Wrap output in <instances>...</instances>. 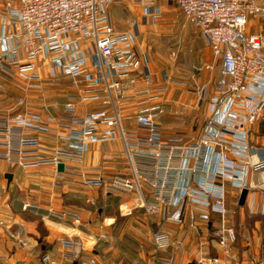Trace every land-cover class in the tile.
Returning a JSON list of instances; mask_svg holds the SVG:
<instances>
[{"label":"built area","instance_id":"1","mask_svg":"<svg viewBox=\"0 0 264 264\" xmlns=\"http://www.w3.org/2000/svg\"><path fill=\"white\" fill-rule=\"evenodd\" d=\"M158 1L4 0L0 5V76L16 84L23 93L40 90L36 64L39 58L46 61L52 77L70 78L78 94L90 90L93 100L112 108L110 115L99 109L76 117L74 104L65 102L64 116L60 117L68 121L64 132L53 118L43 122L29 109L0 120L4 160L10 162L15 157L19 167L47 163L54 169L61 163L63 170L54 172L52 188L61 186L65 173L83 186L95 187L101 184L99 176L89 177L82 169H66L64 164H80L88 147L110 141L115 128L123 145L128 175L112 179L109 188L134 192L135 207L147 216L161 217L158 228L150 235L155 253L171 245L165 223L180 224L186 207L190 208L187 218L192 227L195 220L207 223L211 214L219 215L223 221L225 184L239 192L264 185V162L247 145L248 131L264 110V37L245 33L248 17L264 19V3L161 0L175 6L192 32L205 39L217 60L218 77L207 100V115L197 137L187 142L179 137L161 139L156 123L161 109L157 105L135 110L134 123L139 131L128 133L121 129L113 106L120 85L117 81L109 82L107 76L134 73L142 68L140 83L144 92H149L153 75L147 69L145 56L134 49V21L127 20L124 26L112 23L110 8L132 2L154 22L162 12ZM175 54L169 49L172 59ZM2 87L0 82V90ZM97 88L100 93L95 91ZM197 92L202 98L204 89ZM16 104L21 107L22 101ZM99 125L105 128L99 131ZM35 132L47 135L53 142L65 143L66 148L42 154ZM0 208L4 209L0 212V234L5 230L12 246L25 248L23 225L14 220L9 214L10 205L1 199ZM28 208L30 204L25 199L20 210ZM248 212L264 215V196L260 202L251 199ZM123 213L128 214V210ZM45 217L69 219L73 226L66 237L57 240L63 261L97 264L95 256L79 241L81 222L76 212L67 209L56 212L48 207ZM214 234L221 253L228 256L233 231L221 224ZM88 236L91 241L105 239L102 233ZM206 263L231 264L216 257ZM41 264L53 262L43 257Z\"/></svg>","mask_w":264,"mask_h":264},{"label":"crops","instance_id":"2","mask_svg":"<svg viewBox=\"0 0 264 264\" xmlns=\"http://www.w3.org/2000/svg\"><path fill=\"white\" fill-rule=\"evenodd\" d=\"M255 1L264 3V0ZM158 4L162 9L160 19L166 15V19H170L173 12L183 20L181 13L173 4L161 0ZM116 7L120 9L121 14L115 18L113 12ZM110 18L112 23L122 26L127 20L134 21L133 31L136 37L134 49L137 54L145 56L142 45L149 36L146 27L152 26L159 19L151 22L142 14L141 7L132 2L112 6ZM245 33L264 37V19L248 17ZM195 37L196 39L192 41L194 48L201 53L204 70L209 69L207 66H211V69L212 66H216L215 74L203 71L197 79H191V82L179 84L180 86H170L166 82L163 85V81L157 78L156 68L145 56L147 69L153 75L149 92H144L140 83L142 68L134 73L107 76L109 82L117 81L120 85V97L117 98L118 93L115 95L113 106L124 132L139 131L134 123L136 109L157 105L161 113L157 116L156 123L160 128L162 140L179 137L187 142L197 137L207 115V100L214 91L218 64L207 48L205 39L200 35ZM36 64L42 87L40 90L28 91L26 98L30 99L29 105L35 108L29 111L38 114L43 122L53 118L59 122L64 132L68 121L60 117L64 116L62 106L67 101L74 104L73 113L76 117L99 109H105L108 115L112 114L111 106L103 107L99 101L93 100L90 90L78 94L70 78L52 77L46 61L37 58ZM197 89H204L202 98ZM10 91L8 94L0 95V120L16 114L13 113L12 100L18 93L15 90ZM95 91L100 93V88ZM100 96L102 97V94ZM104 128L103 125L98 126L99 131ZM34 136L38 139L42 154H47L55 148L60 150L66 148L65 143L53 142L43 133L35 132ZM250 141L248 131L249 148L256 154L262 147L264 148V135H255L256 143L253 145L257 147H252ZM3 152L0 146L2 201L10 205L9 214L14 220L23 225L27 246L21 249L12 246L7 232L3 230L0 234V264L21 262L41 264L43 257H47L53 264H71L61 259L62 248L57 240L66 237L73 226L69 219L45 217L48 207H52L56 212L67 209L78 214L81 222V226L78 227L79 241L95 256L97 264H207V259L215 257L231 264H264V226L261 220L251 219L264 215L248 212L251 199L258 202L263 199L264 185L252 191L239 192L225 184L223 221L219 215L211 214L207 223L195 220L192 227L187 218L190 208L186 207L180 224L165 223L171 245L155 253L150 235L158 228L161 217L147 216L141 208L135 207L134 192L124 193L109 188L112 179L128 175L123 145L115 128L110 141L104 144H91L88 147L80 164L70 162L64 164L66 169L73 167L82 169L89 177L99 176L101 184L91 188L81 185L69 173L63 174L59 188H52L55 169L50 164L19 167L15 164V157H12L10 162L5 161ZM257 156L264 162V156L259 153ZM5 174H10L9 182L4 178ZM241 192H244L242 198ZM25 199L29 202L30 208L21 211L20 205ZM95 202L98 206H95ZM124 209L128 210V214L123 213ZM0 212H4V209L0 208ZM221 224L231 229L234 234L228 256L221 253L214 234ZM88 233L94 235L102 233L105 239L91 241ZM165 260H169L168 263H164Z\"/></svg>","mask_w":264,"mask_h":264},{"label":"rangeland","instance_id":"3","mask_svg":"<svg viewBox=\"0 0 264 264\" xmlns=\"http://www.w3.org/2000/svg\"><path fill=\"white\" fill-rule=\"evenodd\" d=\"M3 1L4 0H0V5ZM120 14V9L116 7L113 15L116 18ZM166 17L167 15L163 16L152 26L146 27L149 36L142 45V47L144 46L142 50L147 57V61L151 62L157 70V78L159 81H163V85L166 82L170 86H180L179 84L191 82V79H197L199 74L203 71L207 72V74H209V72L215 74L217 72L216 66H212L211 70H204L201 53L194 48L192 39H196L195 36L198 34L193 33L190 27L186 25L178 15L173 14V12L170 19H166ZM169 49L175 51L176 54L174 59L169 56ZM69 80L72 86H74L72 80ZM0 82L3 84L0 95L5 93L8 94V92H11L10 90H15L16 93H18V95H14L15 98L12 100L13 113H18L23 109H35L33 106L29 105L30 103L28 101L30 99L26 98L28 92H21L16 84L5 80L2 76H0ZM18 100L22 101L21 107L16 104ZM263 117L264 110L259 120L249 129L250 145L252 147H257L253 144L256 143L255 135L258 130V124ZM258 153L264 156V148L262 147ZM97 197L99 199V196ZM0 199L1 201L3 200L2 186H0ZM96 200L97 199H95V201ZM95 206H98L97 202H95Z\"/></svg>","mask_w":264,"mask_h":264},{"label":"trees","instance_id":"4","mask_svg":"<svg viewBox=\"0 0 264 264\" xmlns=\"http://www.w3.org/2000/svg\"><path fill=\"white\" fill-rule=\"evenodd\" d=\"M256 134L257 135H264V117L262 118V120L258 124V130H257ZM251 219L261 220V222L264 226V217L255 216V217H252Z\"/></svg>","mask_w":264,"mask_h":264},{"label":"water","instance_id":"5","mask_svg":"<svg viewBox=\"0 0 264 264\" xmlns=\"http://www.w3.org/2000/svg\"><path fill=\"white\" fill-rule=\"evenodd\" d=\"M62 170H63V165L61 163L56 164L55 171L60 173V172H62ZM4 178L7 180V182H9L11 176H10V174H5ZM243 195H244V192H241V196L240 197L242 198Z\"/></svg>","mask_w":264,"mask_h":264}]
</instances>
